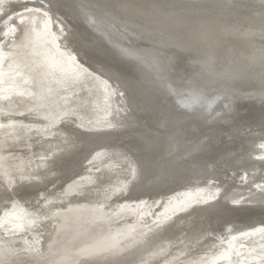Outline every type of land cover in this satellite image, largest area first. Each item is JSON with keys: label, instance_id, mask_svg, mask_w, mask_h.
Instances as JSON below:
<instances>
[{"label": "bare ground", "instance_id": "bare-ground-1", "mask_svg": "<svg viewBox=\"0 0 264 264\" xmlns=\"http://www.w3.org/2000/svg\"><path fill=\"white\" fill-rule=\"evenodd\" d=\"M261 142L264 0H0V264H264Z\"/></svg>", "mask_w": 264, "mask_h": 264}, {"label": "rangeland", "instance_id": "rangeland-1", "mask_svg": "<svg viewBox=\"0 0 264 264\" xmlns=\"http://www.w3.org/2000/svg\"><path fill=\"white\" fill-rule=\"evenodd\" d=\"M32 14L37 15L39 17V20L41 22H44V20L45 21L47 20V18L41 12L33 11ZM22 17H24V16H22ZM21 19H22L21 17L15 16L10 21L9 25H11V27L14 28V31H13L14 33L12 35H9L5 39V41L2 43V46L1 47H2V51L3 52L9 54V53H12L14 51H17V48L16 47L22 45L23 42H26L27 41L26 34H27L28 25L24 21H22ZM11 60H12V58L8 59V61L5 62V65L7 67H9V65L11 64ZM17 103H18V106L21 109L24 108V102H22L21 100H18L17 99ZM14 123H16L17 126L22 127V128H23L24 125H27L28 124V122H25V124H24L23 121H21V122L15 121ZM25 127L26 126H24V128H23L24 130L26 129ZM260 144L264 147V143L263 142H261ZM70 183L71 182L67 183L66 187ZM75 187L76 186H74L73 184H70L66 189H70V188L72 189V188H75ZM50 195H52V194H50ZM48 197L51 198V196H48ZM52 198H54V197H52ZM40 204L41 203L39 202L38 205H40ZM14 208H18L16 204L14 205ZM90 211L92 212V211H94V209L93 208H90ZM49 213L53 214L54 217H52V218H49L48 217V219L45 218V217H41L39 219V222L40 223L35 224L34 227H33V230H34V232L36 234V237L37 236L38 237L35 238L33 236L34 233H29L26 236L29 239V241L31 242L32 246H35L36 247V252H37L36 254H37V256L38 257H41V258L45 257V255H47L50 252H52V247L54 245L53 241L57 238V235L58 234L61 235V232H60V221H62V219L58 217V220L59 221L54 222V220H55V214H58V213L60 214V212H58V210H55V208H51L47 214H49ZM36 227H38V228H36ZM6 236L7 235H5L3 237H5V239H6L8 237V236L7 237ZM37 239H38V243H40L39 246L36 245V244H38L36 242ZM246 243H250V237L237 238L236 242H233V244L231 245V248L230 249L232 250V253L233 254H236L239 249H241L244 245H246Z\"/></svg>", "mask_w": 264, "mask_h": 264}]
</instances>
